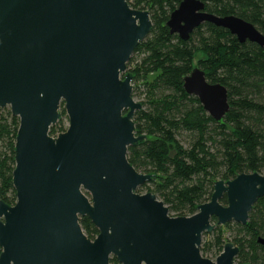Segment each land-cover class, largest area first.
<instances>
[{
  "label": "water",
  "instance_id": "water-1",
  "mask_svg": "<svg viewBox=\"0 0 264 264\" xmlns=\"http://www.w3.org/2000/svg\"><path fill=\"white\" fill-rule=\"evenodd\" d=\"M205 23L264 50L256 27L211 15L201 0H182L167 27L190 41ZM152 28L150 13L129 0H0V109L20 120L16 204L0 197V264H235L240 250L232 243L215 262L203 257V236L248 224L264 198L263 175L217 182L192 217H172L156 195L139 193L154 176L128 160L129 148L147 138L136 133L143 106L128 64ZM184 89L216 122L229 113L227 89L200 68ZM62 104L69 127L52 137ZM85 217L99 232L94 241L81 227Z\"/></svg>",
  "mask_w": 264,
  "mask_h": 264
},
{
  "label": "trees",
  "instance_id": "trees-1",
  "mask_svg": "<svg viewBox=\"0 0 264 264\" xmlns=\"http://www.w3.org/2000/svg\"><path fill=\"white\" fill-rule=\"evenodd\" d=\"M201 1L207 13L241 18L264 35V0ZM181 2L129 0L133 9L150 13L153 28L128 64L134 98L143 100L134 119L136 133L147 137L129 148L128 160L138 173L154 176L139 191L156 195L172 217H192L211 201L217 182L243 174L264 176V50L254 43L241 44L228 30L210 23L198 28L190 41L172 35L167 23ZM199 54V68L209 83L220 84L229 93L230 111L222 122L213 120L184 89ZM61 112L66 115L64 104ZM19 128V118L0 109V197L11 206L17 201L13 175ZM66 131L58 123L50 135ZM221 203L227 206V198ZM80 224L94 241L99 232L91 220L81 218ZM226 232L231 233V242L225 240ZM204 237L205 258H217L232 243L240 250L237 264H264V246L259 243L264 240V198L254 206L246 226H217ZM111 264L120 263L112 258Z\"/></svg>",
  "mask_w": 264,
  "mask_h": 264
},
{
  "label": "rangeland",
  "instance_id": "rangeland-1",
  "mask_svg": "<svg viewBox=\"0 0 264 264\" xmlns=\"http://www.w3.org/2000/svg\"><path fill=\"white\" fill-rule=\"evenodd\" d=\"M200 59H202V55H201V54L197 55V57H196V59H195V61H194V67H195V68H199L198 63H199ZM135 101L138 102V103H141L143 100L140 99V98L135 97ZM4 110H10V108L8 107V108H5ZM60 113L62 114L61 110H60ZM58 123H61V124L64 126V128L68 129V127H69V120H68L67 115H63V114H62V117H61V119H60V121H59ZM139 192H140V194H145V193H147V191H145V190H143V191H139ZM213 224H214V223H213ZM205 240H206V239H205V237H204V238H203V241H205ZM225 240H227V241L229 240L230 242L232 241V240H231V233H230V232H226V234H225ZM217 258H218V257H217ZM217 258H212V259H210V260H212V261L215 262ZM235 264H237V263L235 262Z\"/></svg>",
  "mask_w": 264,
  "mask_h": 264
}]
</instances>
